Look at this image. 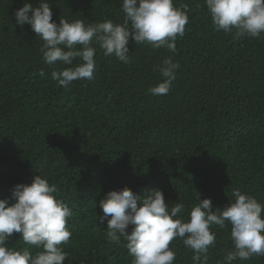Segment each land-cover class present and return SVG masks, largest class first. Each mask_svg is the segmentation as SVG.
Masks as SVG:
<instances>
[{
    "label": "trees",
    "instance_id": "trees-1",
    "mask_svg": "<svg viewBox=\"0 0 264 264\" xmlns=\"http://www.w3.org/2000/svg\"><path fill=\"white\" fill-rule=\"evenodd\" d=\"M25 2L39 4L0 0V199L11 206L12 188L36 175L56 185L54 195L72 209L64 264H132L125 247L106 239V222L97 226L99 201L110 191L127 187L142 197L162 190L169 210L183 205L176 218L185 221L196 193L214 209L234 202L233 189L264 205V33L236 38L216 31L204 0H173L190 9L175 54L130 39L125 64L93 44L95 78L65 88L42 59L43 41L15 23ZM46 2L57 23L123 22L120 0ZM169 57L179 64L176 79L168 94L153 96L148 90L163 82L159 68ZM210 231L216 240L206 264H223L233 249L230 225ZM7 246L40 251L19 233ZM169 247L174 264H193L181 239ZM232 264H264V256Z\"/></svg>",
    "mask_w": 264,
    "mask_h": 264
},
{
    "label": "clouds",
    "instance_id": "clouds-1",
    "mask_svg": "<svg viewBox=\"0 0 264 264\" xmlns=\"http://www.w3.org/2000/svg\"><path fill=\"white\" fill-rule=\"evenodd\" d=\"M204 4L216 31L234 32L236 38H258L264 33V0H204ZM120 5L123 22L118 24L105 20L86 25L82 19H60L57 23L46 0H39L36 7L25 2L14 16L16 25H29L43 41L40 51L44 63L53 68L51 78L58 87L67 88L73 81L95 78L93 44L105 57L114 56L125 64L130 63V39L137 45L176 53V40L183 37L188 23L187 4L177 8L173 0H120ZM74 61L79 63L73 66ZM57 64L68 67L57 68ZM162 64L159 71L163 82L148 90L153 96L168 94L176 79L179 64L170 57ZM39 74L45 75L43 69ZM56 192V185L36 175L29 184L12 188L14 204L7 206L9 200L0 199V264H64L68 253L61 246L71 237L67 219L72 209L56 198ZM231 195L234 202L214 209L210 199L201 200L196 193L198 203L185 221L176 218L183 205L175 203L169 210L162 190L149 189L141 197L125 187L108 192L99 201L102 214L97 217V226L106 222V239L125 247L132 264H174L176 253L169 245L177 238L193 253V264H206L209 248L216 240L210 227L223 229L226 224L230 225L233 249L223 264L264 256V205L239 189H233ZM14 233L20 234L25 245L40 251L33 255L29 247H8Z\"/></svg>",
    "mask_w": 264,
    "mask_h": 264
}]
</instances>
